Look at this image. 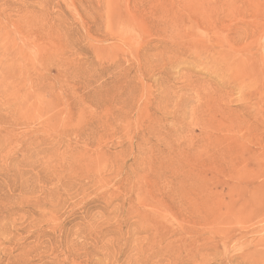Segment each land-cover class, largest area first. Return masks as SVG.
Here are the masks:
<instances>
[{
    "label": "rangeland",
    "instance_id": "374dc122",
    "mask_svg": "<svg viewBox=\"0 0 264 264\" xmlns=\"http://www.w3.org/2000/svg\"><path fill=\"white\" fill-rule=\"evenodd\" d=\"M0 264H264V0H0Z\"/></svg>",
    "mask_w": 264,
    "mask_h": 264
}]
</instances>
